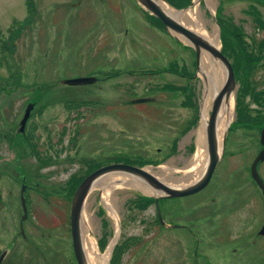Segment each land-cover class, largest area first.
Listing matches in <instances>:
<instances>
[{
  "label": "rangeland",
  "instance_id": "rangeland-1",
  "mask_svg": "<svg viewBox=\"0 0 264 264\" xmlns=\"http://www.w3.org/2000/svg\"><path fill=\"white\" fill-rule=\"evenodd\" d=\"M30 3L32 11L27 0H0V264H76L69 223L76 182L116 161L167 164L179 176L196 152L203 78L192 48L137 0ZM213 4L195 7L209 31L217 28L236 78L220 159L203 189L160 201L165 225L153 202L140 200L152 195L130 185L111 190L117 223L94 185L82 208V237L105 253L119 224L109 264H264V193L250 174L262 148L256 125L264 126V0ZM29 11V22L17 25ZM4 41L12 45L7 59ZM80 77L97 80L62 82ZM152 95L163 98L123 103ZM257 168L264 182V160Z\"/></svg>",
  "mask_w": 264,
  "mask_h": 264
},
{
  "label": "water",
  "instance_id": "water-1",
  "mask_svg": "<svg viewBox=\"0 0 264 264\" xmlns=\"http://www.w3.org/2000/svg\"><path fill=\"white\" fill-rule=\"evenodd\" d=\"M137 1L140 4H142L144 8H146L150 13L158 17L168 30L184 36L190 42V45L194 47L196 51L197 61H199L201 50H207L211 53L212 57L218 59L225 68V72H226L225 82L214 97L211 113L206 128L207 151L209 155V161L202 176L196 182L184 186H170L164 183L163 181L159 180L152 173L145 170L144 167H137L126 163H113V164L105 165L88 174L81 181V183L78 185L77 189L75 190L70 205V231H71L73 251L77 264H87L86 256L82 246V233H81L82 215L81 214L85 199L90 189L92 188V186L94 185L95 181L98 178L110 173H121L129 176H136L138 178H142V180L146 182L152 189L156 191H161L159 195L154 196L155 204L158 207L159 198H166V197L175 198V197L187 196L204 188L209 182L220 158V152H219V147L217 144V136H216L217 116L222 100L224 99V97L228 99L230 93L235 87L234 72L230 62L221 53V51L218 48L209 44L201 36L196 34V32L190 30L184 24L176 20L173 16L166 13L158 6V4L154 0H137ZM95 80L96 79L94 77H80V78L66 79L63 80V82L70 85H77V84L92 83ZM161 98H162L161 96H146V97L126 100L123 103L129 104V103L156 101ZM31 107L32 106L29 105L26 108L25 114L22 120L20 121L19 131H23ZM260 142L263 147L251 164V175L252 178L257 183V185L259 186V188L262 190V192H264V182L258 175L256 168L257 163L264 159V128L262 129L260 134ZM23 190L24 187H22V192ZM21 201L24 212L22 219H24L27 214V209L23 195H21ZM158 217L161 223H163L159 211H158ZM260 232L261 233L264 232V224ZM2 256L0 257V259L2 258Z\"/></svg>",
  "mask_w": 264,
  "mask_h": 264
},
{
  "label": "bare ground",
  "instance_id": "bare-ground-1",
  "mask_svg": "<svg viewBox=\"0 0 264 264\" xmlns=\"http://www.w3.org/2000/svg\"><path fill=\"white\" fill-rule=\"evenodd\" d=\"M158 6L164 10L169 15L173 16L176 20L184 24L190 30L196 32L200 35L204 40H206L209 44L214 47H219V38L217 28L214 27L213 31H209L203 20L201 19L195 4L199 0H194V5L185 10H178L168 5L163 0H154ZM206 5L212 9L214 6L213 0H205ZM214 11V10H212ZM182 41L188 43V40L179 34H176ZM199 67H200V76L203 78V99L201 102L200 108V122L197 130V138H196V152L192 157L190 163L186 165L184 169H182V173L179 176L174 177V172L178 169L170 167L167 164H163L161 166H157L155 169L152 167H146L148 172H152L159 180L164 183L172 186H183L190 183L196 182L204 173L209 157L207 152V136H206V128L207 123L210 116V111L212 108L213 100L218 92V90L223 86L225 82V70L220 61L212 57V55L206 51L202 50L199 59ZM231 98H225L222 100V103L219 108L218 116H217V140L218 147L221 146V137L225 128L231 120L233 114V103L230 100ZM130 178H124V176L116 175V174H108L98 178L94 185L101 186L104 190L102 195V201L104 206L110 212V214L116 219L118 223V217L115 210L114 202L112 197L110 196L111 190L120 185H130L138 188L142 192L148 195H158L161 191H156L152 189L146 182L141 179L135 178L133 176H129ZM119 235V225L117 224L115 230V238L110 242L107 251L105 253H101L98 251L97 245L95 242L90 241L88 239H84L82 237V245L83 250L86 256L87 264H108L110 253L112 251V245Z\"/></svg>",
  "mask_w": 264,
  "mask_h": 264
},
{
  "label": "trees",
  "instance_id": "trees-1",
  "mask_svg": "<svg viewBox=\"0 0 264 264\" xmlns=\"http://www.w3.org/2000/svg\"><path fill=\"white\" fill-rule=\"evenodd\" d=\"M180 1H185L183 4H180V5H174L173 3H172V5L174 6V7H176V8H181V7H183V6H185L186 4H188V1L189 0H180ZM27 6H28V8L30 9V11H32V7H31V3H30V0H27ZM29 11V14H28V16H27V19H26V21H21V22H15L17 25H19V26H21V24L22 23H24V22H29V19L32 17V12H30ZM261 26H264L262 23L260 24ZM16 28V26H14V29ZM17 31H14V32H11V35H15V33H16ZM10 40V39H9ZM2 46V51H3V54L5 55V57H6V59L7 58H9L10 56H9V53H11V50H12V45L9 43V41H4L3 42V44L1 45ZM9 50V51H8ZM6 52H8V55H7V53ZM247 53L245 52V54H244V56H247L246 55ZM4 57V56H3ZM2 57V58H3ZM249 57V56H248ZM247 57V58H248ZM248 61V60H247ZM253 61L254 60H250V61H248V62H246V67H245V71H247V72H249L250 71V68H251V63H253ZM249 64V65H248ZM234 66V65H233ZM8 70H9V73H11V74H13L14 73V70H13V66L12 65H10V64H8ZM13 75H15V73L13 74ZM255 97H257V99H258V95L257 96H255ZM261 125H262V122L261 123H257V125L256 126H258L259 128L261 127ZM76 184L78 185L79 184V182L77 181L76 182ZM77 187V186H76ZM140 200L143 202L142 204H144V205H146L147 203H149V202H154V199L153 198H151V197H141L140 198Z\"/></svg>",
  "mask_w": 264,
  "mask_h": 264
}]
</instances>
